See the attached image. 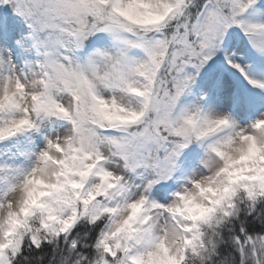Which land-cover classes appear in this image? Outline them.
Listing matches in <instances>:
<instances>
[{
	"label": "snow or ice",
	"instance_id": "obj_1",
	"mask_svg": "<svg viewBox=\"0 0 264 264\" xmlns=\"http://www.w3.org/2000/svg\"><path fill=\"white\" fill-rule=\"evenodd\" d=\"M0 6L25 25L14 49L0 47L3 92L13 78L19 89L0 103V199L42 148L31 137L44 135L46 121H60L62 131L44 137L71 126L79 151L98 161L91 179L101 182L96 202L105 216L141 194L153 207L167 204L181 179V154L213 123L202 106L206 97L181 103L196 78L219 106L247 111L254 98L264 100L260 0H0ZM27 81L40 89L31 108L17 99ZM48 227L23 239L5 232L0 264H93L107 224L61 221L51 235ZM209 264H264V198L218 221Z\"/></svg>",
	"mask_w": 264,
	"mask_h": 264
},
{
	"label": "clouds",
	"instance_id": "obj_2",
	"mask_svg": "<svg viewBox=\"0 0 264 264\" xmlns=\"http://www.w3.org/2000/svg\"><path fill=\"white\" fill-rule=\"evenodd\" d=\"M22 90L25 95L17 99L31 108L32 96L40 89L27 81ZM18 91L15 78L7 94L0 85V103ZM195 107L190 114L194 130ZM209 114L213 123L193 141L205 145L200 167L179 180L167 204L153 207L141 194L107 216L96 202L101 182L91 179L98 161L79 151L71 126L58 136L44 137L26 174L0 199V243L7 240L5 232L15 231L16 238L23 239L44 223L51 235L61 221L95 223L105 218L107 227L94 245L93 264H209L218 221L230 210L264 198V114L247 124L228 113ZM224 120L230 123L220 122Z\"/></svg>",
	"mask_w": 264,
	"mask_h": 264
},
{
	"label": "bare ground",
	"instance_id": "obj_3",
	"mask_svg": "<svg viewBox=\"0 0 264 264\" xmlns=\"http://www.w3.org/2000/svg\"><path fill=\"white\" fill-rule=\"evenodd\" d=\"M264 0H260V3H263ZM7 17H9V19L15 18V16L8 11L6 13ZM16 19V18H15ZM262 19H264V17H262ZM2 29L4 30H8V26L6 24H4V26H1ZM0 47H7L10 48V44H7L5 39L3 38V36L0 35ZM15 58V56H14ZM199 79H196V84L193 86V89L196 92H199L201 95L198 96H204L207 98V103H204V108L206 111H210V112H225V108H226V104L223 106H219L216 102H214L210 97H208V93L205 92L203 90V87H201L199 89ZM189 99V98H188ZM259 101H256L255 98L250 102V106L248 108L247 111H237V110H233L232 108H230L229 110H231L230 115L231 117L239 122H244L245 124L249 123L250 120L248 119V115L249 118L253 117L256 118L259 115V111L264 108V100H261L260 98ZM188 102H192V100H188ZM59 128L56 126V123L54 122H49L47 124H45L44 126V135H49L52 133H56V132H60L58 130ZM44 135L41 134H36L34 136L31 137L32 143L35 144L36 143V139L41 136V138H44ZM199 159V158H198ZM197 159V155L194 156H188V155H183L181 157L180 160V168L183 170V174L180 176L181 178L184 177L185 175L189 174L193 169H197L200 167L199 164V160ZM178 183L179 181L176 183L175 188L178 187ZM158 198V197H157ZM161 203H163L164 201L161 200Z\"/></svg>",
	"mask_w": 264,
	"mask_h": 264
},
{
	"label": "rangeland",
	"instance_id": "obj_4",
	"mask_svg": "<svg viewBox=\"0 0 264 264\" xmlns=\"http://www.w3.org/2000/svg\"><path fill=\"white\" fill-rule=\"evenodd\" d=\"M264 3V2H263ZM10 11L14 16L15 18H12V19H9V17H7L6 13ZM4 24H6L8 26V30H4L1 28V26ZM25 28V25L22 21V18L18 17L11 9V7L9 6H0V35L3 36V38L5 39L6 43L7 44H10V47L12 49L15 48V39H18L21 32L24 30ZM188 71H193L191 68L188 69ZM196 79H199V89L201 87H203V79L201 77H197ZM194 86V85H193ZM198 95H201L199 92H196L193 87H192V94L190 95H186L185 97H182L181 98V103H187L188 100H192L194 101ZM189 98V99H188ZM256 101H259V99L255 98ZM202 106L204 107V103L202 104ZM230 107L228 105H226V108H225V112L230 114L231 110H229ZM248 119L251 121L253 120L254 118L250 117L249 118V115H248ZM51 123V122H54L56 123V126L59 128L58 130L59 131H62V129L59 127L60 124H62L63 122H60V121H46L45 124L47 123ZM241 124H245L244 122H240ZM36 148L37 150L40 148V147H43L44 145V138H41V136H39L37 139H36ZM183 155H188V156H194V155H197V159L200 161L202 156H203V148L198 146V145H190L189 148L185 149L184 152L181 154L180 158H179V166H180V160H181V157ZM183 174V170L180 168V171H179V175L181 176ZM171 183V182H169ZM176 185V184H175ZM174 189H175V186H174ZM173 189V190H174Z\"/></svg>",
	"mask_w": 264,
	"mask_h": 264
}]
</instances>
